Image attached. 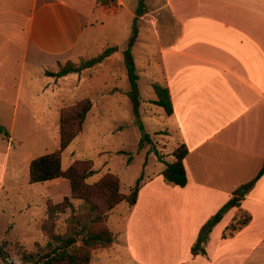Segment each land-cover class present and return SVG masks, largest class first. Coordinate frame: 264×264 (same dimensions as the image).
Wrapping results in <instances>:
<instances>
[{
	"label": "crops",
	"instance_id": "0c3cea01",
	"mask_svg": "<svg viewBox=\"0 0 264 264\" xmlns=\"http://www.w3.org/2000/svg\"><path fill=\"white\" fill-rule=\"evenodd\" d=\"M98 1L0 0V109L9 110L11 123L20 102L28 106L49 91L44 70L73 54L95 11L107 13ZM117 4L119 10L122 0ZM165 7L177 28L161 47L162 84L170 90L174 112L169 117L179 143L189 148L188 182L167 183L163 165L144 178L134 205L120 203L111 214L125 230L130 258L141 260L135 247L157 252L154 261L141 256L144 264H209L204 258L211 259L212 245L228 239L245 240L230 252L232 264H245L250 257L243 254L258 251L264 240V174L241 201L251 214L249 224L223 237L237 212L233 206L213 227L207 254L193 256L191 247L208 219L233 190L256 177L264 162V0H165ZM0 125L12 139L13 124L0 120ZM143 235L169 239L142 244ZM221 255L216 247L213 258L229 257Z\"/></svg>",
	"mask_w": 264,
	"mask_h": 264
},
{
	"label": "rangeland",
	"instance_id": "374dc122",
	"mask_svg": "<svg viewBox=\"0 0 264 264\" xmlns=\"http://www.w3.org/2000/svg\"><path fill=\"white\" fill-rule=\"evenodd\" d=\"M102 1H98V5L105 6L107 13H103L102 9L95 11L73 54L44 70V74L50 76L46 78L49 83L45 86L49 91L28 106L20 102L13 123L9 110L0 109L1 123L5 126L13 124L12 139L10 134L0 136V248L4 245L11 250L12 258L7 264H22L16 242L28 250L34 249L37 242L46 244L47 237L40 230L39 223L46 216L47 203L71 197V184L67 178L34 183L29 179L31 161L59 148L60 114L64 106L74 105L85 97H89L93 103L83 130L61 156L64 169L76 160H91L98 172L88 179L90 183L110 172L120 178L122 192L129 193L141 174H144V178L153 175L166 162L173 161L172 152L180 144L170 117L151 100L155 96L152 83L164 82L161 47L172 39L177 28L171 12L165 7V0H146L144 13H150L143 18L139 16L140 0H122L119 10L117 0ZM112 9L118 11L111 13ZM151 19H155V22ZM135 24L138 26V36L131 54L139 75L137 101L130 94L131 84L126 66V50ZM111 46H116L117 50L91 67L61 77L48 75V72L57 73L69 60L79 65L87 59L103 55ZM11 70H16L14 64ZM143 133L149 135L152 144L139 148ZM152 145L163 155V161L151 149ZM146 162L148 168L144 171ZM73 201L76 205L81 203L79 200ZM115 208L108 214V225L115 234V241L107 249L96 250L92 264L148 263L141 258L136 247V255L141 260H134L125 253V230L120 229L118 216L111 214ZM68 214L69 211L60 216L59 229H64ZM143 236L142 244L146 240L162 243L169 239L158 235ZM243 245L245 240L242 239H228L218 246L213 244L212 260H204L209 264H232L230 252L235 246ZM216 247L222 255L229 253V257L225 260L224 256L214 259ZM247 255L250 258L245 264H264V240L258 251L243 254L244 257Z\"/></svg>",
	"mask_w": 264,
	"mask_h": 264
},
{
	"label": "trees",
	"instance_id": "16d2710c",
	"mask_svg": "<svg viewBox=\"0 0 264 264\" xmlns=\"http://www.w3.org/2000/svg\"><path fill=\"white\" fill-rule=\"evenodd\" d=\"M107 1L103 0L102 2ZM145 1H139V16L144 13ZM137 36L138 26L135 24L126 50V66L131 84L130 94L135 101L138 99L139 75L131 48ZM116 50V46L108 47L103 55L87 59L79 65L69 60L60 67L57 73L48 72V75L61 77L79 72L85 67H91L101 62ZM152 87L155 93L152 102L162 107L165 113L171 116L174 107L169 87L160 82H153ZM92 106L93 103L89 97L81 99L74 105L64 106L60 114L59 148L34 158L30 163L29 179L31 183L60 177L67 178L71 184V197L66 196L60 202L49 201L47 203L46 216L39 223L40 230L47 237L45 245L37 242L34 249L28 250L19 242L15 243L22 264H92L95 251L107 249L115 241V234L108 225L109 212L121 202H127L130 205L137 202L139 191L144 182L143 174L130 188L129 193H123L120 178L110 172L104 173L98 180L90 183L88 179L98 171L89 159L76 160L66 169L62 167V152L83 130L86 117ZM141 128L144 130L142 124ZM0 133L9 135V131L1 125ZM148 143L152 144V140L147 133H143L139 148H143ZM151 149L155 150L158 159L163 161V155L154 145ZM172 153L174 160L165 163L161 174L167 183L185 186L188 182V175L184 160L189 153V148L186 143L182 142L174 148ZM263 174L264 162L256 177L233 190L232 198L208 219L191 247L193 256L206 254V245L213 227L221 221L231 207H237V212L224 229V238L235 236L241 228L249 224L251 214L241 207V201ZM73 200H79L81 203L76 205ZM67 211L69 214L64 220L65 227L61 230L59 229V219ZM0 258L1 264H7L12 258L11 250L3 245L0 248Z\"/></svg>",
	"mask_w": 264,
	"mask_h": 264
},
{
	"label": "bare ground",
	"instance_id": "6f19581e",
	"mask_svg": "<svg viewBox=\"0 0 264 264\" xmlns=\"http://www.w3.org/2000/svg\"><path fill=\"white\" fill-rule=\"evenodd\" d=\"M155 243V242H154ZM155 244H153L154 246ZM155 248V247H154ZM150 252V251H149ZM147 252H141L139 251L140 256H142L144 258V260H148V261H154L155 258L159 257L157 252L155 253H149ZM145 256V257H144ZM153 259V260H152Z\"/></svg>",
	"mask_w": 264,
	"mask_h": 264
}]
</instances>
